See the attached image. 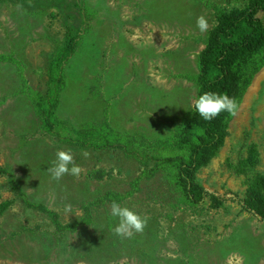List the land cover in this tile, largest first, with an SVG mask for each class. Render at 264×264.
I'll use <instances>...</instances> for the list:
<instances>
[{"label":"rangeland","instance_id":"1","mask_svg":"<svg viewBox=\"0 0 264 264\" xmlns=\"http://www.w3.org/2000/svg\"><path fill=\"white\" fill-rule=\"evenodd\" d=\"M68 1L70 7L0 3V165L14 173L32 202L54 210L62 223L79 220L88 205L92 222L59 232L45 214L15 199L0 177V201L15 199L0 216V264H264V221L241 209L243 177L229 167L255 143L264 173V67L223 146L197 174L208 192L226 198L219 208L186 206L162 174L142 179L128 194L141 170L136 161L117 149L59 141L42 127L33 102L35 93L45 91L66 21L75 22L81 39L63 69L57 118L151 150L154 139L170 137L191 112L197 57L217 11L242 8L247 0ZM201 15L209 22L204 33L196 27ZM69 149L84 171L52 180L47 168L58 151ZM108 193L125 195L121 206L150 217L142 234H114L118 219L110 214L111 203L93 204Z\"/></svg>","mask_w":264,"mask_h":264},{"label":"trees","instance_id":"2","mask_svg":"<svg viewBox=\"0 0 264 264\" xmlns=\"http://www.w3.org/2000/svg\"><path fill=\"white\" fill-rule=\"evenodd\" d=\"M4 0H0V3ZM52 6L68 0H36ZM75 5V4H74ZM264 0H247L242 8L217 11L216 24L209 32L205 46L197 57L196 98L204 92L226 93L234 97L238 105L251 85L254 76L264 67ZM69 18V17H68ZM82 27L75 22L65 23L62 42L57 46L49 62L45 91L35 93L34 105L42 127L65 144L95 146L99 149H117L140 166L139 176L132 182L131 191L138 189L142 179L148 180L157 174L173 186L181 203L190 208H219L226 198L208 192L197 178L199 171L217 155L225 142L233 116L221 113L211 121L199 116L194 103L191 112L175 127L170 137L154 139L151 150L135 149L121 140L109 138L98 129L77 130L56 116V107L61 97L63 69L74 54ZM94 142H99L94 145ZM259 151L255 143L246 148L245 157L236 164H229L233 172L243 177L244 193L238 198L241 209L264 221V173L258 170ZM0 177L25 207L45 214L57 231L75 232L92 222L91 205L84 207L83 216L71 223H62L59 215L48 206L32 202L17 181L14 173L0 165ZM125 195L108 193L101 200L120 202ZM15 199L0 201V216L14 204Z\"/></svg>","mask_w":264,"mask_h":264},{"label":"clouds","instance_id":"3","mask_svg":"<svg viewBox=\"0 0 264 264\" xmlns=\"http://www.w3.org/2000/svg\"><path fill=\"white\" fill-rule=\"evenodd\" d=\"M196 27L204 33L209 30V22L203 15L197 17ZM194 108L200 117L205 121H211L223 112H227L230 116L237 114L239 105L234 97H230L226 93L204 92L194 101ZM85 158L90 154L83 152ZM84 169L75 163L74 155L71 150H60L56 153V159L52 162V166L47 168L52 180L59 182L63 177L71 175L79 177ZM71 205H65V212L71 213ZM110 214L113 218L118 219V224L113 229L114 234L125 239H130L136 234H142L147 227L150 217L141 215L115 200L110 205Z\"/></svg>","mask_w":264,"mask_h":264}]
</instances>
